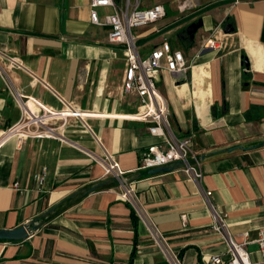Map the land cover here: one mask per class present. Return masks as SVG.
I'll use <instances>...</instances> for the list:
<instances>
[{"label":"crops","instance_id":"crops-1","mask_svg":"<svg viewBox=\"0 0 264 264\" xmlns=\"http://www.w3.org/2000/svg\"><path fill=\"white\" fill-rule=\"evenodd\" d=\"M181 1L141 0L142 9L164 6L166 16L133 34L141 56L174 36L167 40L190 64L186 79L163 70L152 76L174 136H190L193 152L206 156L201 180L170 171L131 182L140 213L120 199V187L90 193L26 240L0 241V264H171L151 226L181 264H213L215 256L228 264L226 238L212 230L206 199L225 215L235 243H244L248 234L243 249L250 263H259L252 241L264 222V145L236 147L264 140V0H191L193 8L177 14ZM88 5L89 0H0V53L23 64V70L6 73L13 91L28 101L20 110L0 80V132L23 127L32 117L42 121L36 132L51 129L55 137H14L0 147V229L17 228L103 180L94 161L102 148L84 132V123L125 174L139 170L149 148H165L144 124L123 118L136 113L138 99L123 92L121 48L107 43V27L90 23ZM196 22L201 26L192 41L185 28ZM226 24L230 33L223 30ZM209 37L216 49L202 50ZM68 106L85 117L67 116ZM43 169L38 189L33 176ZM131 209L139 219L136 238Z\"/></svg>","mask_w":264,"mask_h":264},{"label":"built area","instance_id":"built-area-1","mask_svg":"<svg viewBox=\"0 0 264 264\" xmlns=\"http://www.w3.org/2000/svg\"><path fill=\"white\" fill-rule=\"evenodd\" d=\"M245 0H231L233 5L239 4ZM89 20L90 23L98 27H107V43L113 46H119L124 59V73L122 79V89L126 95H134L138 99L136 113L130 118L135 122L145 125L146 131L150 136L161 138L164 149L149 148L148 153L143 154L139 170L168 165L174 162H183L181 171L186 179L200 181L202 171L200 169L201 161L192 150V138L190 136L177 138L171 130L169 112L167 104L161 93L158 91L156 80L152 76L153 72L163 70L169 74L176 75L186 79V73L190 68L183 52L173 49L170 42L164 39L159 45L153 47L147 56H141L136 44V36L133 30L148 24H153L166 16L164 6L158 4L147 9L141 8V0H89ZM193 8L191 0H182L177 6L179 14H183ZM105 10H108L105 12ZM217 45L211 37L205 39L201 44L202 50L216 49ZM23 64L15 57L0 53V79L4 83L6 90L11 94L20 110L27 104L23 101L21 94L13 91L10 81L7 77V71L23 70ZM67 115L73 118L83 119L85 115L72 107L66 108ZM26 114V111H23ZM40 119L29 117L23 127L13 126L3 132H0V147L4 142L11 138L32 136L35 138H55L53 131L47 129L45 132H36L38 125H41ZM31 127L34 128L31 130ZM91 140L102 148V157L94 159L102 170L103 179L121 178L125 173L119 168L116 159L109 154L102 146V143L93 129L84 123L82 126ZM23 129V130H22ZM38 189L45 180V169L40 174L33 176ZM17 188V184H14ZM120 199L131 205L138 213L141 212L140 205L134 194V190L129 185L120 186ZM206 197L211 195L207 192ZM204 205L211 212V228L219 235L226 238L230 260L228 264H252L249 262L248 253L244 251L243 246L249 241L248 234H243L245 242L237 244L227 233L225 224V215L216 211L208 199L204 200ZM151 235L155 244L165 254H167L171 264H181L177 255L172 254L164 242L159 231L151 226ZM258 247L260 261L257 264H264V222L258 228V236L252 241ZM213 264H221L218 256L212 257Z\"/></svg>","mask_w":264,"mask_h":264},{"label":"water","instance_id":"water-1","mask_svg":"<svg viewBox=\"0 0 264 264\" xmlns=\"http://www.w3.org/2000/svg\"><path fill=\"white\" fill-rule=\"evenodd\" d=\"M201 26V22L191 23L185 28L186 35L193 41L194 35L198 28ZM225 33H230L231 28L229 27V24H226L223 28ZM245 65L248 68L249 62L247 59H245ZM260 145H264V140L261 144L254 145L252 147L244 148V147H236L242 150H251L256 149ZM236 148H230L226 150L227 152L234 150ZM205 155L199 156L200 161H203L205 158ZM183 162H174L168 165L154 167L151 169L146 170L145 172L138 170L137 172H133L130 174H124L121 178H106L99 182H96L90 186H85L83 188L78 189L77 191L70 194L67 199L71 201L80 199L85 197L86 195L97 192L101 190L104 187L109 186L112 183H116L117 187H120L122 185H129L131 182L141 179L143 174L146 175H157L164 172H170V171H179L183 167ZM62 205V201L58 202L57 204L53 205L52 207L48 208L46 211L41 213L39 216H37L35 219L30 220L29 222L22 224L21 226L11 229V230H4L0 229V241H24L29 236L33 235L36 231H38L46 222V220L51 217L52 215L58 213L57 209Z\"/></svg>","mask_w":264,"mask_h":264},{"label":"trees","instance_id":"trees-1","mask_svg":"<svg viewBox=\"0 0 264 264\" xmlns=\"http://www.w3.org/2000/svg\"><path fill=\"white\" fill-rule=\"evenodd\" d=\"M143 172H145V171H143ZM144 177H147V175L143 174L141 178H144ZM114 187H117L116 183H112L109 186L104 187V188H102L99 191L110 189V188H114ZM80 199H77V200H74V201H71V202L67 198L63 199L62 200V205L57 209V212L64 211L66 208H68L69 206H71L72 204H74L75 202H77ZM130 218H131V222H132V226H133L134 238H136L137 237V224H138L139 219H138V216H137L136 212L134 211V209H131ZM4 242H17V241H4ZM132 255H134V253ZM129 264H131V263L129 262Z\"/></svg>","mask_w":264,"mask_h":264},{"label":"bare ground","instance_id":"bare-ground-1","mask_svg":"<svg viewBox=\"0 0 264 264\" xmlns=\"http://www.w3.org/2000/svg\"><path fill=\"white\" fill-rule=\"evenodd\" d=\"M29 106H30V109L31 110H33V111H35V107L30 103L29 104ZM63 116V115H62ZM68 116V115H67ZM56 117H57V115H56ZM123 118H126V119H130V118H132V116H125V117H123Z\"/></svg>","mask_w":264,"mask_h":264},{"label":"rangeland","instance_id":"rangeland-1","mask_svg":"<svg viewBox=\"0 0 264 264\" xmlns=\"http://www.w3.org/2000/svg\"><path fill=\"white\" fill-rule=\"evenodd\" d=\"M177 14H179V13H177ZM167 39H169L170 42L173 41V40H176L174 36H167Z\"/></svg>","mask_w":264,"mask_h":264}]
</instances>
